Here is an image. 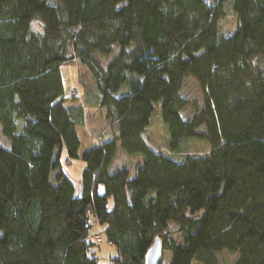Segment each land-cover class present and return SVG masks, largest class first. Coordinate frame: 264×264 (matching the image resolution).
I'll list each match as a JSON object with an SVG mask.
<instances>
[{"label": "trees", "instance_id": "obj_1", "mask_svg": "<svg viewBox=\"0 0 264 264\" xmlns=\"http://www.w3.org/2000/svg\"><path fill=\"white\" fill-rule=\"evenodd\" d=\"M226 1L0 0V129L9 142L0 145V264H98L97 226L111 243L109 264H144L156 238L168 264H219L220 252L233 253L232 264H264V0H230L235 29L217 39ZM74 62L92 82L86 106L64 95L61 67ZM190 76L203 104L183 117ZM159 102L176 117L168 145L179 158L143 139ZM90 106L116 134L81 153L76 127ZM194 139L208 153L186 154ZM118 141L141 158L132 177L109 170ZM62 153L67 168L83 163L79 196Z\"/></svg>", "mask_w": 264, "mask_h": 264}, {"label": "rangeland", "instance_id": "obj_2", "mask_svg": "<svg viewBox=\"0 0 264 264\" xmlns=\"http://www.w3.org/2000/svg\"><path fill=\"white\" fill-rule=\"evenodd\" d=\"M98 0H64V4L66 6L71 7H89L94 8L97 6ZM224 18H222L217 26L218 33L216 35L217 39H221V37L227 36L232 33L235 29L236 19L231 12L230 0L226 1L224 4ZM35 27L39 28V25L34 24ZM118 53V47L116 45L113 46V52L110 54L111 56L106 60V63L111 60ZM61 74L63 80L64 87V95L68 97L77 98V102L79 104L86 106L83 92L91 94L92 92V82L90 80V76L88 72L77 62H74L72 65H63L61 67ZM75 91L76 95L71 94V92ZM181 95L185 97L191 106L186 109L185 113H182L181 116L186 117L194 112L193 105L197 102L202 106L203 104V94H201V89L199 84L194 80L193 77H185L183 81V87L181 89ZM94 100V97L92 96ZM155 111L150 116V123L146 127V131L143 134V139L147 142V145L152 150L162 152L174 158H179V153L174 152L173 149L169 148V129L167 128L168 123L171 120H174L176 117L170 111L169 106L166 104H154ZM86 117L83 124L78 125L76 127L77 133L79 136V140L81 142L80 152L82 153L86 149H88L93 144H99L100 141H110L113 140L116 134L115 126L109 124L108 121L105 120V114L103 110H97V107L94 106L86 108ZM0 145L8 148L9 142L2 136L0 129ZM186 154L190 156H204L208 153L209 148L207 143L199 140H192L188 143L186 147ZM181 158V157H180ZM61 163L65 173L68 178L72 182L74 186V192L76 196H79L81 193V180H80V172L83 168L82 161L73 160L71 161V165L69 168L65 165V155L61 154ZM140 156H129L123 152L119 141L117 143V151L115 158L110 166V171L113 172L116 169L126 168L130 177L134 175L133 168L136 164L137 160H140ZM102 187L99 188V192L102 193ZM112 200L110 199L108 202V207H111ZM93 231V229H91ZM199 238L202 241H207L210 238L211 234L209 233V224L202 227V229L198 232ZM112 252L111 249L107 248L105 244H101L95 248V256L97 257L98 264H109V255ZM235 254V253H234ZM219 256V264H232L235 255L233 253L228 252H220ZM171 254L169 252L162 253V264H168L170 261ZM195 264V263H192Z\"/></svg>", "mask_w": 264, "mask_h": 264}, {"label": "water", "instance_id": "obj_3", "mask_svg": "<svg viewBox=\"0 0 264 264\" xmlns=\"http://www.w3.org/2000/svg\"><path fill=\"white\" fill-rule=\"evenodd\" d=\"M162 247L159 238L154 240L150 249L146 252L144 264H161L162 263Z\"/></svg>", "mask_w": 264, "mask_h": 264}, {"label": "built area", "instance_id": "obj_4", "mask_svg": "<svg viewBox=\"0 0 264 264\" xmlns=\"http://www.w3.org/2000/svg\"><path fill=\"white\" fill-rule=\"evenodd\" d=\"M71 94H74L76 95V92L73 91L71 92ZM93 240L98 243V244H105L107 246V248H110L111 246V243L110 242H106L103 237L101 236V233L99 231V228L97 226L96 230H95V233L93 234Z\"/></svg>", "mask_w": 264, "mask_h": 264}, {"label": "crops", "instance_id": "obj_5", "mask_svg": "<svg viewBox=\"0 0 264 264\" xmlns=\"http://www.w3.org/2000/svg\"><path fill=\"white\" fill-rule=\"evenodd\" d=\"M70 166V165H69Z\"/></svg>", "mask_w": 264, "mask_h": 264}]
</instances>
